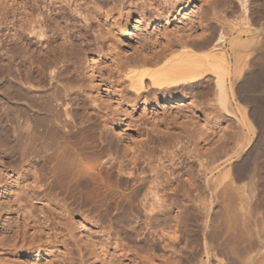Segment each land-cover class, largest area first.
<instances>
[{
	"label": "rangeland",
	"instance_id": "1",
	"mask_svg": "<svg viewBox=\"0 0 264 264\" xmlns=\"http://www.w3.org/2000/svg\"><path fill=\"white\" fill-rule=\"evenodd\" d=\"M5 1L0 0V55L3 43L8 42L4 36L12 33V28L13 33L23 31L18 34L20 40L15 36L18 43L15 39L11 43L22 46L25 56L34 58L46 54L54 44V50L60 51L58 46L62 43H67L68 50L71 49L72 52L66 54L69 60L65 64L56 61L47 70L59 66L62 70L54 67L56 71H63L69 78L70 118L72 124L84 127L89 143L98 144L100 137L105 136L132 154L141 149L152 134L169 131L184 140L197 141L199 150L209 154L229 134V127L213 117L210 106L196 99L200 94L165 97L153 89L147 75L142 88L130 86L131 71L136 67L132 62L146 60L145 69L149 66L151 70L160 69L181 56L182 48L178 49L181 42L191 43L206 33V26L213 22L214 0H16L20 5L13 0L15 6L12 0ZM8 1L12 7L7 5ZM168 9L171 10L169 15ZM30 24L35 29L40 26L35 30L38 34L52 33L47 38L48 44L51 43L43 45L38 36L25 32ZM50 24L59 28L54 29ZM67 28L70 29L67 31ZM63 29L70 37H66ZM205 52L196 51V54ZM3 66L0 64V113H4L2 101L8 96L14 100L17 113L20 111V120L24 124L31 123L27 124L29 127L34 124L43 128L50 119L56 118L53 107L55 98L62 94L60 90L48 91L36 98L37 95L3 82ZM138 69L143 70V67ZM62 78L54 80L61 87L67 81ZM40 83L38 80L36 84ZM33 107H44L48 116L42 119L37 115L41 120L38 119ZM4 118L0 128L9 123ZM4 128L0 129V264H264V189L257 194L259 200L255 197L252 202L240 201L239 196L214 202L209 220L211 234H204L198 217L186 220L176 217L179 210L176 208L171 217L156 222L143 214L131 216L129 222L135 234L127 238L121 228L123 224L119 226L102 216L98 209L81 202L70 190L54 186L44 172L22 162L14 163L16 151L9 153L1 146L5 139ZM50 131L46 138L61 137L59 131ZM85 161L93 164V153ZM119 177L121 188L127 192V175Z\"/></svg>",
	"mask_w": 264,
	"mask_h": 264
},
{
	"label": "bare ground",
	"instance_id": "2",
	"mask_svg": "<svg viewBox=\"0 0 264 264\" xmlns=\"http://www.w3.org/2000/svg\"><path fill=\"white\" fill-rule=\"evenodd\" d=\"M14 1L19 4L18 1ZM9 4L12 3L8 1L7 5ZM170 11V9L166 11L167 15ZM32 13L34 14V10ZM18 22L20 26V21ZM2 24L4 26L5 23ZM31 25L25 32L30 36H38L43 45H49L51 42L48 44L47 38L49 39L52 33L38 34L35 30L40 26L38 28L36 26L35 29ZM64 29L65 32L70 28ZM10 30L12 33H6L8 35L4 36L9 43H3L5 46L3 45L4 49L0 55V64L4 65L3 82L21 91L24 90L25 93L37 95L36 98L48 91L62 92L60 96L53 97L56 102L53 107L56 118L50 119L43 128L34 124L29 127L30 122L24 124L18 117L20 111L17 113L14 100L8 96L4 97L2 103L5 114L0 113V121L5 117L4 120L10 124L8 123L5 128L1 126L4 128L5 136L1 146L5 151H10L9 153L16 151L13 155L16 156L13 157L14 163L22 162L23 165H31L34 169L42 171L41 173L44 172L45 178L50 179L49 182L54 186L70 190L81 202L98 209L102 216L112 219L119 226L123 224L121 228L126 231L127 238L135 234L134 227L129 222L131 216L143 214L146 219L156 222L172 216L176 208L179 209L176 217H183L185 220L193 216L198 217L202 221L200 225L204 234H211L209 220L214 202L236 196H239L238 200L244 202L245 199L252 202L255 197L259 198L257 194L264 189V0H214L213 22L206 26L204 30L206 33L199 36L198 40L191 43L183 41L179 44L178 49L182 48L181 56L154 70L148 69L149 65L145 69L146 60L132 62L136 67L131 71L133 73L130 79L131 87L142 88L147 75L153 89L165 97L183 98L187 94L194 96L200 94L201 98L196 99L210 106L213 117L224 122L225 127H229V134L222 139L214 152L209 154L199 150L197 141L184 140L180 135L169 131L166 134H152L144 141L143 147L132 154L126 152L128 150H124L122 145L120 148L113 140L105 139V136L100 137L101 140L96 142L98 144L91 141L94 143L92 146L87 136L85 137L84 127L72 124L69 107L72 90L68 86L69 78L63 75V71H56L55 68L62 70L59 66L53 67L55 71L53 68L47 70L56 64V61L61 60L65 64L69 60L67 55L71 45L68 43L70 47L68 50L67 43L60 44L61 46H58L60 51L55 48L57 52L53 48L55 44L52 48L48 46L49 49L46 46V50L48 49L46 54L40 52L41 55H35L33 58L21 52L24 49H21L22 46H18L19 44L14 46L11 43L17 37L19 39L18 34L22 30L17 29L19 31L17 34L13 33V28ZM67 35L68 33L66 37ZM196 51L206 52L204 55H197ZM32 64L37 66H31ZM138 67L141 69L143 67V70H139ZM61 76L67 80L63 87L55 82ZM47 79L49 85L46 83ZM36 80H41V83L45 80L42 84L48 86L44 87L40 83L43 86L41 87L40 84H36ZM43 109L44 107H33L34 116L38 115L43 117L42 119L48 116ZM11 115L16 117L15 122H12ZM51 129L59 131L61 137L52 138L48 135L51 138L47 139L48 130ZM189 136L191 138V134ZM91 153L93 164L85 161ZM105 154L107 156L103 159ZM124 174L127 175L129 182L125 184L127 192L121 188L122 185L118 181L119 176ZM228 176L230 180L225 179ZM115 177L119 179H114Z\"/></svg>",
	"mask_w": 264,
	"mask_h": 264
}]
</instances>
